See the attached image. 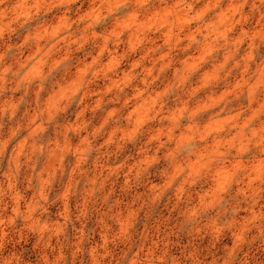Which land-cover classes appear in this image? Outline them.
<instances>
[{"label": "clouds", "instance_id": "9594fccd", "mask_svg": "<svg viewBox=\"0 0 264 264\" xmlns=\"http://www.w3.org/2000/svg\"><path fill=\"white\" fill-rule=\"evenodd\" d=\"M0 264H264V0H0Z\"/></svg>", "mask_w": 264, "mask_h": 264}]
</instances>
